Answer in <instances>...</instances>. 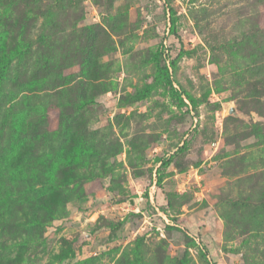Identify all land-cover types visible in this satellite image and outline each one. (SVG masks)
Returning a JSON list of instances; mask_svg holds the SVG:
<instances>
[{
  "label": "rangeland",
  "instance_id": "rangeland-1",
  "mask_svg": "<svg viewBox=\"0 0 264 264\" xmlns=\"http://www.w3.org/2000/svg\"><path fill=\"white\" fill-rule=\"evenodd\" d=\"M0 264H264V0H0Z\"/></svg>",
  "mask_w": 264,
  "mask_h": 264
},
{
  "label": "trees",
  "instance_id": "trees-1",
  "mask_svg": "<svg viewBox=\"0 0 264 264\" xmlns=\"http://www.w3.org/2000/svg\"><path fill=\"white\" fill-rule=\"evenodd\" d=\"M171 34L179 37V33L176 28V17L174 14H172L171 17ZM163 51L159 52L155 57L156 66L158 68V74L156 76L155 83L169 85L170 95L172 96V98L179 99L182 102L183 90H179L174 86V82L168 65L162 64ZM149 92H150V88L144 87L143 89L138 90L134 95L128 97L127 102L128 103L139 102L145 99L148 96Z\"/></svg>",
  "mask_w": 264,
  "mask_h": 264
}]
</instances>
